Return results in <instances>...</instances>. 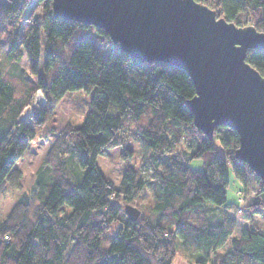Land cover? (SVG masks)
<instances>
[{"label":"trees","instance_id":"1","mask_svg":"<svg viewBox=\"0 0 264 264\" xmlns=\"http://www.w3.org/2000/svg\"><path fill=\"white\" fill-rule=\"evenodd\" d=\"M197 1L264 31V0ZM33 3L43 12L24 31ZM3 57L14 64L8 74L0 68V264H172L178 246L192 264H264V227L253 223L255 215L264 218V182L236 156L235 129L218 126L210 136L195 126L186 100L196 87L187 71L139 61L102 28L55 16L52 0H0ZM24 57L28 68L17 65ZM246 60L264 76V49H249ZM32 77L45 102L21 118L33 102ZM79 90L91 93L85 119L55 121L59 102ZM127 119L135 123L141 164L152 172L146 177L129 164L116 183L97 157L117 147L132 157ZM37 141L48 149L33 206L18 162ZM196 159L201 169L191 166ZM229 166L242 185L238 202L227 199ZM249 185L258 195L247 201L241 193ZM144 191L148 213L133 221L119 202L133 203ZM227 210L248 218L239 234Z\"/></svg>","mask_w":264,"mask_h":264},{"label":"water","instance_id":"2","mask_svg":"<svg viewBox=\"0 0 264 264\" xmlns=\"http://www.w3.org/2000/svg\"><path fill=\"white\" fill-rule=\"evenodd\" d=\"M53 14L102 28L119 50L141 62L163 61L189 73L186 100L196 127L239 135L236 156L264 182V76L246 60L264 49V31L238 25L197 0H52ZM133 221L140 209L128 204Z\"/></svg>","mask_w":264,"mask_h":264},{"label":"rangeland","instance_id":"3","mask_svg":"<svg viewBox=\"0 0 264 264\" xmlns=\"http://www.w3.org/2000/svg\"><path fill=\"white\" fill-rule=\"evenodd\" d=\"M43 12V8L39 3H33L27 10L22 19V28L25 31L27 26L30 23V19L34 18L36 15ZM93 37L96 38V33L93 32L91 34ZM14 62H10L9 60L2 58L0 61V68L4 74H8V71L13 67ZM20 67L28 68V63L26 57L22 58L21 61L17 64ZM16 65V67H18ZM14 69V68H13ZM15 70V69H14ZM36 78L32 77L31 84L34 86L33 92V102L30 105H27L21 114V118H28L27 116L31 113L33 107L36 105L43 104L45 102L44 95L41 90L36 88ZM19 94L22 93L23 84H17ZM39 95H42V99H39ZM38 96V97H37ZM90 99L91 93H87L85 91L79 90L73 92L69 96L63 98L59 104L57 105L54 113L57 116L55 121L59 119H63L65 122H69L73 125L80 124L87 115L90 107ZM110 112L115 113L116 107L114 104L110 106ZM59 122V121H58ZM127 133L129 137V141L127 146L132 148V157L131 158H124L122 156L123 148L117 147L114 149H110L97 157V162L99 167L102 169L104 174L113 179L116 183H119L127 166L129 164L133 165L137 168V171L140 174L145 175L146 177L150 176L152 172V167L146 165L143 166L142 162V154H141V147L140 142L138 139V135L135 133V123L131 119H127ZM217 143V142H216ZM218 144V143H217ZM48 145L46 143L37 141L33 143L30 148L25 153L24 157L18 162V166L24 172V183L25 187H27L26 195L35 206L38 203V196L34 189V182L36 180V170L38 166L44 161L45 154L47 152ZM77 159H72L75 162ZM56 160L53 158L50 163L47 162V165H55ZM191 166L194 169H201L202 168V161L201 160H193ZM228 174H229V185L227 187V199L228 202H238L239 201V194L238 191L241 190L242 185L233 175L231 170V166L228 167ZM247 196V201H250L252 198L258 195V189L254 185H249L247 190L241 193ZM243 198V197H242ZM245 201V202H247ZM119 202V201H118ZM240 202L242 203L243 200L241 199ZM131 205L136 206L140 209L141 213L143 214L148 213L150 204H151V194L148 191H144L140 197L130 203ZM119 205L125 210L126 203L119 202ZM222 210V209H220ZM226 215L235 220V234H239L249 223L247 217L242 215L238 210H227L224 211ZM142 214V215H143ZM254 225L258 227H264V218L260 215H255L253 219ZM214 259V258H213ZM194 262V257L191 255L189 251L182 249L180 246L177 248L176 257L172 264H192Z\"/></svg>","mask_w":264,"mask_h":264},{"label":"bare ground","instance_id":"4","mask_svg":"<svg viewBox=\"0 0 264 264\" xmlns=\"http://www.w3.org/2000/svg\"><path fill=\"white\" fill-rule=\"evenodd\" d=\"M38 97V96H37ZM43 97H42V95H39V99H42Z\"/></svg>","mask_w":264,"mask_h":264}]
</instances>
